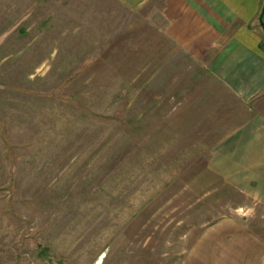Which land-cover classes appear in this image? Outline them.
<instances>
[{
    "label": "rangeland",
    "instance_id": "rangeland-1",
    "mask_svg": "<svg viewBox=\"0 0 264 264\" xmlns=\"http://www.w3.org/2000/svg\"><path fill=\"white\" fill-rule=\"evenodd\" d=\"M166 5L0 0V264H264V201L210 168L240 105Z\"/></svg>",
    "mask_w": 264,
    "mask_h": 264
},
{
    "label": "crops",
    "instance_id": "crops-1",
    "mask_svg": "<svg viewBox=\"0 0 264 264\" xmlns=\"http://www.w3.org/2000/svg\"><path fill=\"white\" fill-rule=\"evenodd\" d=\"M118 1L138 12L152 0ZM165 1V36L207 80L199 92L221 91L240 105L239 122L218 140L210 168L264 201V41L254 24L262 0Z\"/></svg>",
    "mask_w": 264,
    "mask_h": 264
},
{
    "label": "bare ground",
    "instance_id": "bare-ground-1",
    "mask_svg": "<svg viewBox=\"0 0 264 264\" xmlns=\"http://www.w3.org/2000/svg\"><path fill=\"white\" fill-rule=\"evenodd\" d=\"M99 263H101V262L99 261Z\"/></svg>",
    "mask_w": 264,
    "mask_h": 264
}]
</instances>
